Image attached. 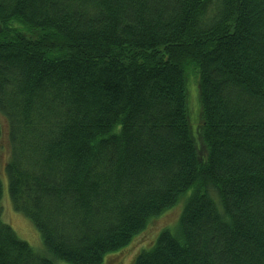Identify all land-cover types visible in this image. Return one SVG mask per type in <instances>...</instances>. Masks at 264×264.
<instances>
[{
  "label": "trees",
  "instance_id": "1",
  "mask_svg": "<svg viewBox=\"0 0 264 264\" xmlns=\"http://www.w3.org/2000/svg\"><path fill=\"white\" fill-rule=\"evenodd\" d=\"M2 136L0 264H264V0H0Z\"/></svg>",
  "mask_w": 264,
  "mask_h": 264
},
{
  "label": "rangeland",
  "instance_id": "2",
  "mask_svg": "<svg viewBox=\"0 0 264 264\" xmlns=\"http://www.w3.org/2000/svg\"><path fill=\"white\" fill-rule=\"evenodd\" d=\"M188 88H187V94L188 101H189V107H190V114L191 119L190 123L191 126L194 125L195 127H199V106L198 105V94H197V76L193 72L189 73L188 78ZM193 129V127H192ZM5 138L2 136L0 138V171L2 172L3 167L6 163L7 156H8V146L5 143ZM3 181V198L2 201V218L3 221L7 224H9L12 229L15 231V233L18 235V237L24 241H26L35 251L41 252V237L39 233L36 231V229L33 227L32 223L25 218L23 215L16 213L14 210H12L11 205L9 201L7 200V183L5 177L2 178ZM171 221V217L169 219L159 220L153 223L152 226H150L145 232L140 234L133 245L129 247V249L124 250L122 252H119L118 255H115L117 252L107 254L105 256L104 262L101 264H104L106 259L108 258L107 264H131L134 254L136 253V250L150 244V242L153 240L152 238L156 234V231L160 229L162 226L167 225ZM115 255V256H112ZM59 264H65L63 262H59Z\"/></svg>",
  "mask_w": 264,
  "mask_h": 264
}]
</instances>
